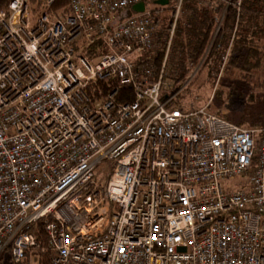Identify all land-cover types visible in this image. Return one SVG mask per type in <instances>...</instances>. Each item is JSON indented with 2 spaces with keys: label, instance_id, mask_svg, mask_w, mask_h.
<instances>
[{
  "label": "built area",
  "instance_id": "built-area-1",
  "mask_svg": "<svg viewBox=\"0 0 264 264\" xmlns=\"http://www.w3.org/2000/svg\"><path fill=\"white\" fill-rule=\"evenodd\" d=\"M151 1L0 10V253L10 264L46 252L49 264H264V125L172 104L181 0L159 56ZM137 3L143 11L125 15Z\"/></svg>",
  "mask_w": 264,
  "mask_h": 264
},
{
  "label": "trees",
  "instance_id": "trees-1",
  "mask_svg": "<svg viewBox=\"0 0 264 264\" xmlns=\"http://www.w3.org/2000/svg\"><path fill=\"white\" fill-rule=\"evenodd\" d=\"M9 1L0 0V10H5ZM64 1L60 0L62 3ZM167 1L166 5L158 6L165 9L170 1L175 0ZM153 2L149 4H154ZM171 10L168 22H160V14H155V10L149 9L153 24L159 28L161 39H165L164 36L173 24L175 11L172 7ZM129 14L130 9L125 15ZM170 50L166 67L167 77L171 80L169 93L178 90L182 84L188 85L193 70L197 72L203 69L204 80L214 84L221 77L217 75L214 79V70L219 69L226 61L225 67L229 69V74L251 88L246 99L264 105V0H181L179 12L175 17ZM225 53L227 56L223 62L221 57ZM214 94L217 97L221 92L215 90ZM172 104L182 109L190 108L181 102H175L174 99ZM232 111L228 106L214 113L244 127L264 125L260 119L244 116L236 118ZM38 226L40 223L36 224L32 231L37 232ZM38 233L40 234V231ZM49 259L50 253H44L40 264H49ZM10 262V253L0 256V264Z\"/></svg>",
  "mask_w": 264,
  "mask_h": 264
},
{
  "label": "rangeland",
  "instance_id": "rangeland-1",
  "mask_svg": "<svg viewBox=\"0 0 264 264\" xmlns=\"http://www.w3.org/2000/svg\"><path fill=\"white\" fill-rule=\"evenodd\" d=\"M173 3L174 1H170L169 6L165 9H162V7L156 4H148L147 8L155 10V14H160V22H168ZM160 41L161 45L157 47V56L160 55L163 49L164 40L161 39V36ZM170 49L171 46L169 48L168 58H170ZM225 63L223 66L222 64L220 65L222 66L223 71L220 73V79H217L214 84H210L204 80L205 72L203 69H200L197 72L196 70H193L189 84L186 86H183V84L179 86V95L174 98V101L181 102L190 108L206 107L207 111L213 113L217 110H222V108L230 106L233 109L232 112L236 118L244 116L255 120L260 119L264 122V105L256 102L254 103L253 101L246 99L251 88L240 79L238 80L237 77L230 75L229 69L225 67ZM219 69L214 70L212 74L214 79L217 77ZM215 90L220 91L221 95L215 97ZM223 112L226 113V111ZM5 253H9L8 250L1 252L0 256Z\"/></svg>",
  "mask_w": 264,
  "mask_h": 264
},
{
  "label": "water",
  "instance_id": "water-1",
  "mask_svg": "<svg viewBox=\"0 0 264 264\" xmlns=\"http://www.w3.org/2000/svg\"><path fill=\"white\" fill-rule=\"evenodd\" d=\"M153 3L157 5H166L168 1L167 0H155ZM143 9H144V5L142 3L134 4L131 7L132 12H141L143 11Z\"/></svg>",
  "mask_w": 264,
  "mask_h": 264
}]
</instances>
